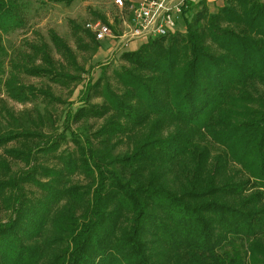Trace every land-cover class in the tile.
I'll list each match as a JSON object with an SVG mask.
<instances>
[{"label":"trees","instance_id":"trees-1","mask_svg":"<svg viewBox=\"0 0 264 264\" xmlns=\"http://www.w3.org/2000/svg\"><path fill=\"white\" fill-rule=\"evenodd\" d=\"M21 7L0 0V68L1 35L23 25ZM181 24L124 50L115 85L102 71L87 81L84 104L66 112L65 124L105 116L94 135L129 151L107 158L74 135L79 156L59 155L53 167L30 161L34 149L55 151L54 137L5 149L27 167L0 177L10 212L0 219V264H264V0H225L213 12L202 0ZM49 37L75 63L64 39L53 29ZM30 48L0 83L20 102L58 101L21 75L76 77L55 71L44 40ZM17 134L0 133V146ZM9 170L0 155V174ZM78 170L94 173L90 192L63 184Z\"/></svg>","mask_w":264,"mask_h":264},{"label":"rangeland","instance_id":"rangeland-1","mask_svg":"<svg viewBox=\"0 0 264 264\" xmlns=\"http://www.w3.org/2000/svg\"><path fill=\"white\" fill-rule=\"evenodd\" d=\"M19 2L23 9V25L1 35L5 53L0 68V77L2 79L6 77L9 60L17 59V55L20 53L31 50V44L44 40L49 44L55 71L72 74L76 78L51 80L47 76L21 75L20 80L23 84L46 89L52 97L58 98V101L38 94L20 102L12 99L0 83V133H18V136L0 146V155L6 158L10 167L9 172L5 175L0 174V177L13 175L27 167L24 160L7 156L4 153L5 149L36 148L35 145L39 142L42 147V140L45 138L59 139L57 149L48 154L34 149L30 165L38 163L59 167L61 165V161L58 159L59 155L78 157L77 145L72 138L74 135H78V139L82 143H88L97 153H101L107 158L129 151L130 143L113 147L103 141L101 136L94 135V132L103 123L105 116H87L80 121H72L67 124L64 121L66 112L73 113L77 107L84 104L82 98L87 81H95L103 71L109 81L115 85L113 70L128 66V62L121 57L123 49L133 47L140 40V38H136L123 48L115 40L107 39L96 42L93 37L87 34L89 30L86 28V23L95 19L107 23L114 34L120 33L123 24L114 0H71L70 2L65 0H19ZM224 3L225 0H213V2H204V6L208 11L213 12ZM199 6L200 4L195 6L196 8L192 9L190 13L194 14ZM102 16L104 20H102ZM71 21H74L75 26ZM184 28L179 26V30H184ZM50 29L56 31L69 45L74 54L75 63L55 49L49 37ZM145 41L143 40V42ZM39 62V59L35 60V63ZM259 89L263 92L261 86ZM89 101L100 102L101 100L99 97L91 95ZM24 131L36 133L39 136L26 138L19 135ZM94 183L93 172L87 173L78 170L63 176L64 185H78L88 192L91 191ZM24 188L26 191H35L30 184H25ZM9 214V210H6L0 202V219L5 220Z\"/></svg>","mask_w":264,"mask_h":264},{"label":"built area","instance_id":"built-area-1","mask_svg":"<svg viewBox=\"0 0 264 264\" xmlns=\"http://www.w3.org/2000/svg\"><path fill=\"white\" fill-rule=\"evenodd\" d=\"M200 0H114L122 19V30L114 34L110 26L100 19L90 20L86 28L94 39L115 40L123 48L136 38L168 35L179 30L182 17L191 4ZM123 13V14H122Z\"/></svg>","mask_w":264,"mask_h":264},{"label":"crops","instance_id":"crops-1","mask_svg":"<svg viewBox=\"0 0 264 264\" xmlns=\"http://www.w3.org/2000/svg\"><path fill=\"white\" fill-rule=\"evenodd\" d=\"M209 2V1H212L213 2V0H204V2ZM135 40V39H134ZM133 41V40H132ZM131 41H129V43H130ZM128 43V44H129ZM141 43H143V40L142 39H140L139 41H137V43L133 46V47H131V48H125V49H123V50H130V49H135V48H137Z\"/></svg>","mask_w":264,"mask_h":264}]
</instances>
